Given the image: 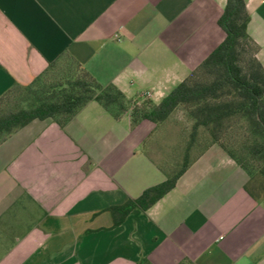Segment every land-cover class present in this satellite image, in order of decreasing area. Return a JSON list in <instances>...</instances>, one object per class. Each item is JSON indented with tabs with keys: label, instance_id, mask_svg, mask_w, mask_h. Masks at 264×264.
Returning a JSON list of instances; mask_svg holds the SVG:
<instances>
[{
	"label": "crops",
	"instance_id": "crops-1",
	"mask_svg": "<svg viewBox=\"0 0 264 264\" xmlns=\"http://www.w3.org/2000/svg\"><path fill=\"white\" fill-rule=\"evenodd\" d=\"M226 0H0V97L61 55L126 99L158 103L224 39ZM264 68V0H245ZM85 104L0 142V264H264V205L217 144L114 225L112 206L165 180L177 142ZM160 130V132H158ZM163 130V131H161ZM172 143V144H171Z\"/></svg>",
	"mask_w": 264,
	"mask_h": 264
},
{
	"label": "trees",
	"instance_id": "trees-1",
	"mask_svg": "<svg viewBox=\"0 0 264 264\" xmlns=\"http://www.w3.org/2000/svg\"><path fill=\"white\" fill-rule=\"evenodd\" d=\"M248 21L245 0H226L217 19L224 39L158 103L150 99L140 103L127 100L114 84L99 83L77 61L63 54L29 83H14L0 97V142L34 119H50L63 127L92 100L115 118L129 112L133 125L147 119L159 128L178 108H183L193 122L188 146L198 127H204L210 142L202 150L219 145L247 173V191L264 205V186L262 196L249 187L255 172L264 178V68L256 57L258 46L247 32ZM58 62L69 67L60 79L49 81L47 73ZM238 120L246 122L245 132L250 138L240 156L226 144ZM174 151L165 180L145 188L123 205L110 207L114 225L134 208L146 210L175 186L194 156L188 159L184 152L182 164L174 171L178 143Z\"/></svg>",
	"mask_w": 264,
	"mask_h": 264
},
{
	"label": "rangeland",
	"instance_id": "rangeland-1",
	"mask_svg": "<svg viewBox=\"0 0 264 264\" xmlns=\"http://www.w3.org/2000/svg\"><path fill=\"white\" fill-rule=\"evenodd\" d=\"M68 67V64H60L59 62L56 63L54 67H52V69L47 73L48 80L55 81L57 79H60L63 73L66 72V69ZM166 123V127L168 129L165 132V138H170L172 139V143L176 141L179 144L180 151H178L177 155L178 160L174 165V171H176L182 164L184 152H187L188 159L195 156L199 151H201L209 144V135L204 127H198L194 140L192 141L190 146H188L190 142V134L192 131L193 122L188 113L183 108H178L172 114V116H170L168 122ZM246 128V122L243 120H238L237 123L232 126L231 133H229L226 138V144L228 148L233 149L237 156H240L239 154L246 151V145L250 141L247 132H245ZM158 132H160V130ZM263 186L264 178H262L260 175H258V173L255 172L254 178H252V180H250L249 182V187L259 196H262ZM1 254L2 253H0V255Z\"/></svg>",
	"mask_w": 264,
	"mask_h": 264
}]
</instances>
